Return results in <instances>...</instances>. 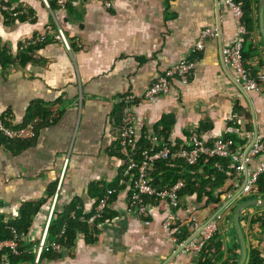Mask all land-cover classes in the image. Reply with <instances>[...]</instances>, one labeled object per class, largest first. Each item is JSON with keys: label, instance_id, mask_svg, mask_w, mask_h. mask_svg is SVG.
I'll use <instances>...</instances> for the list:
<instances>
[{"label": "crops", "instance_id": "1", "mask_svg": "<svg viewBox=\"0 0 264 264\" xmlns=\"http://www.w3.org/2000/svg\"><path fill=\"white\" fill-rule=\"evenodd\" d=\"M110 1V8L99 0H84L49 11L41 0H11L12 7L31 17L21 24L0 16V50L13 61L11 67L0 66V115L10 126L24 124L35 104L44 115L30 145L21 151L22 146L5 144L0 135V215L9 222L18 217L23 202L38 205L17 264L33 263L46 223L48 228L73 202L90 216L87 226L97 232L94 243L88 244L80 233L70 249L42 254L38 264H199L198 255L186 247L177 253V236L162 227L169 215L175 230L188 232L187 239L193 233L192 218L202 226L215 218L217 240L224 245L223 258L216 264H231L239 244L232 217L244 197L223 209L235 193L226 194L220 207L205 206V198L182 196L177 209L164 201L150 202L149 216H137L128 205L133 179L117 155L116 124L124 95L144 93L175 62L192 58L198 63L187 86L175 82L166 97L137 100L136 140L144 137L156 146L182 148L186 133L196 132L203 123L209 126L202 135L205 140L236 133L249 147L256 135L264 136V45L259 27L250 39L248 66L262 82L257 92H245L222 62V50L236 40L233 19L222 0ZM57 25L70 50L54 38ZM205 28H215L217 35L206 41L203 51L193 52ZM24 50L30 51L31 63L21 67L18 57ZM237 107L241 115L249 111L251 118L240 117L238 128L232 129L228 123L237 118ZM261 161V156L255 157L249 168L257 170ZM239 178L237 192L247 176ZM232 183L214 193L226 191ZM51 184L55 187L49 197ZM91 187H104L114 196L102 214L105 221L97 226L100 219L89 222L97 206ZM246 210L247 243L264 258V208Z\"/></svg>", "mask_w": 264, "mask_h": 264}, {"label": "built area", "instance_id": "2", "mask_svg": "<svg viewBox=\"0 0 264 264\" xmlns=\"http://www.w3.org/2000/svg\"><path fill=\"white\" fill-rule=\"evenodd\" d=\"M11 0H0V16L3 14H10L11 16L27 15L25 11H19L10 5ZM84 0H41L44 7L52 11L55 6L58 9H66L69 6H77ZM104 7L110 8V0H99ZM222 5L229 11L235 27L236 40L229 48H224L221 52L223 65L232 70L236 77V83L245 92H257L259 84L262 82L260 79H254L245 67L243 59V48L247 41V31L243 24V4L242 0H222ZM15 13V14H13ZM54 38L60 41L67 50L70 46L63 30L57 25L54 33ZM217 30L215 28L203 29L197 41L194 44L193 52H201L205 47L206 41L216 37ZM198 61L192 58H183L175 62L161 75H159L155 82H153L142 94L129 92L122 98L124 109L122 112L121 130L119 131L118 142L120 153L128 159L126 167V175H130L134 179V192L129 199V208L142 218L149 216L150 200L157 198L160 201L168 203L173 209L180 207V191L184 188V182L177 180L168 189L158 190L151 183V172L153 166L158 161L164 160H182L187 165H194L201 155L216 156L219 158L230 159L227 169L218 166L219 170H223L228 177L246 175L247 179L241 187L240 195L243 197H251L258 193L257 180L260 174L264 173V136H257L253 145L248 149L234 147V142L224 139L223 137L216 138L213 144L209 146L207 140L199 138L196 135L189 137L184 147L176 152H172L169 147L163 146L156 151L145 152L139 161H136L130 155V151L134 148L136 143L135 138V123L136 114L134 106L138 99L145 102H155V100L166 97L170 94L172 84L178 82L182 87L187 86L190 77L196 69ZM40 123L39 118H34L28 121L25 125L10 126L5 123L0 115V134L8 141L19 142L28 141L35 137L36 128ZM262 157V161L257 170H251L249 163L255 157ZM239 195V196H240ZM54 202V200H53ZM108 198L101 200L95 209L94 215L90 218L89 222L101 218L104 210L107 207ZM73 217V214L71 215ZM220 216H216V219ZM172 215L164 218L162 227L167 231H172ZM191 227L193 229L192 235L199 231L197 236L190 241L185 247L190 249L193 253L200 258L204 248L212 239L214 233L217 231V223L214 220L210 221L207 225L202 226L195 218H192ZM65 229L63 228L58 238L64 235ZM187 240V239H186ZM185 240V241H186ZM176 241V240H175ZM184 241V242H185ZM184 242L180 243L182 245ZM62 252L61 246L56 240H51L47 234V223L43 229L38 244L35 250V258L32 264H38L39 257L42 254ZM7 254L12 256H19L17 251V243L14 240L0 241V264H9Z\"/></svg>", "mask_w": 264, "mask_h": 264}, {"label": "trees", "instance_id": "3", "mask_svg": "<svg viewBox=\"0 0 264 264\" xmlns=\"http://www.w3.org/2000/svg\"><path fill=\"white\" fill-rule=\"evenodd\" d=\"M243 4V24L245 25L247 35H246V43L243 48V59L245 62V67L248 70L249 74L254 78L258 79L255 76V73L249 68L248 61L251 55V43L250 39L253 36L256 29H258V0H242ZM54 8V6H53ZM15 14V13H13ZM16 15V14H15ZM3 17L10 21L19 22L21 24L25 23L29 17H31V13L28 12L27 15H18L11 16L10 14H3ZM29 50H24L20 52L18 60L19 65L21 67L26 66L31 63V56L29 55ZM0 66L4 69L13 66L12 57L8 55L7 51L0 50ZM261 84V82H260ZM263 85V84H262ZM123 107V106H122ZM39 105L35 104L29 107L27 111L25 125L28 121L34 118L43 119L39 110ZM124 108H122L123 111ZM238 115L237 118L233 120V122L228 123L229 128H238L239 124H237V119H241L243 116L245 119H250L251 114L248 111H244L246 114H240V108H236L235 111ZM44 120V119H43ZM121 122H122V114L119 121L116 124V143L118 145L117 155L124 162V170L128 165V159L121 155L120 147L118 142V134L121 130ZM9 125V123H8ZM207 127L204 124H200L199 129L194 133H186L185 137L188 139L189 137L196 135L199 138H203L202 135L207 131ZM37 129V128H36ZM1 135V134H0ZM160 137V134H156ZM162 136V135H161ZM156 137V138H158ZM224 139H229L234 142V147L236 148H245L247 144L245 142L239 141L237 134L228 135L224 137ZM32 140V139H31ZM31 140L28 141H19V142H11L8 141L4 136L1 137V141L5 144H17L22 146L19 148L21 151L23 148L30 145ZM214 140H207V144L211 146ZM167 147L170 148L172 152H176L181 149L180 145L176 144H168L164 143ZM162 146H156L153 141L146 140L144 137L140 138L136 141L134 148L130 151V155L136 161H139L145 152L156 151ZM230 163V159L219 158L216 156L210 155H201L198 157L197 162L194 165H187L182 160H164L158 161L154 164L153 170L151 172V183L158 190L168 189L171 185H173L177 180H182L184 182V188L180 191L179 195L182 196H195L197 201H201L202 198H205V206L210 204H217L219 207L222 206L225 202V195L228 193H236L237 187L236 182L240 180L239 176L235 174L233 177H228V175L223 171L219 170L217 167L227 169ZM123 171V170H122ZM131 177L130 175H128ZM132 178V177H131ZM133 179V178H132ZM232 180V184L225 191H220L217 194L214 192L221 190L223 186H225L228 181ZM242 181V180H241ZM240 184V183H239ZM242 184V182H241ZM134 186V179H133ZM54 185L49 186L48 196L51 197L54 191ZM257 188L258 193L251 197H244L238 203L239 205L246 200L254 199V198H264V173L260 174L257 180ZM90 193L97 200V204L108 198V203L112 202L114 196L113 194H107L108 192L104 189V187L96 188L94 190L93 187L90 188ZM131 197V196H130ZM153 204H160L161 201L157 198H152L150 200ZM107 203V204H108ZM81 205L78 202H73L70 206L66 207L61 214L55 215L54 218L50 221L47 234L49 239L56 240L57 243L61 246L62 250L70 249L76 240L78 234L82 233L85 235L86 242L88 244H92L95 241L97 236V232L94 229L88 228L87 221L90 216H84L81 211ZM38 205L30 204V202H23L19 207L18 217L5 221L4 217L0 215V241L5 240H14L17 243V251L19 256H12L11 254H7V259L9 264H17L20 262V255L22 254V245L24 243L25 236L28 234L30 229L31 218L35 215ZM251 209V208H249ZM247 211V210H246ZM246 211L241 216L242 227L245 222ZM73 214V217L71 215ZM105 219L103 215L100 220L97 221V224L103 223ZM95 226V227H96ZM65 229L64 235L60 238L62 229ZM179 230V231H178ZM173 233L177 236L178 242H184L188 237V232H185L183 228L175 230L172 227ZM217 232L214 233L212 239L208 242V245L204 248L203 252L200 255L199 264H216L223 258V243L218 238ZM248 259L246 264H264V258L262 256L261 250L255 248L248 242ZM47 255H52L47 253ZM55 255V254H54ZM240 256V244L237 245L235 258L231 264H237ZM56 257V256H55Z\"/></svg>", "mask_w": 264, "mask_h": 264}, {"label": "water", "instance_id": "4", "mask_svg": "<svg viewBox=\"0 0 264 264\" xmlns=\"http://www.w3.org/2000/svg\"><path fill=\"white\" fill-rule=\"evenodd\" d=\"M258 27H259V32L262 38V42L264 45V0H258ZM219 32V31H218ZM257 135L255 136L256 139ZM255 139L253 140V142L250 144V146L248 147V149L253 145ZM241 193V189L235 193V195L233 197H231L229 199V201H227V203H225V205L223 206V209L227 208L228 206H230V204L235 201L239 195ZM264 208V198H254V199H249L246 200L245 202L241 203L234 212V215L232 217V224L234 226V230L235 233L237 235L239 244H240V258L237 264H246L247 263V259H248V243H247V239L242 227V223H241V216L243 214V211H245L246 209L249 208ZM222 209V210H223ZM199 231L195 232L193 235H191L178 249L177 253L180 252L181 250H183L185 248L186 245H188L190 243L191 240H193Z\"/></svg>", "mask_w": 264, "mask_h": 264}]
</instances>
